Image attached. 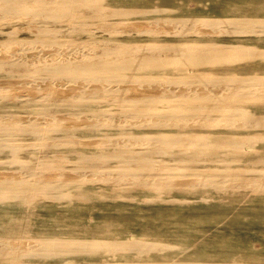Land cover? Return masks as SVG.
Here are the masks:
<instances>
[{"label":"bare ground","instance_id":"bare-ground-1","mask_svg":"<svg viewBox=\"0 0 264 264\" xmlns=\"http://www.w3.org/2000/svg\"><path fill=\"white\" fill-rule=\"evenodd\" d=\"M153 1L115 8L110 0H0V34L6 35L0 102L16 93L4 105L24 110L10 121L0 117V204H17L25 221L20 235L0 238L11 264H264L156 259L174 252L189 257L200 247L157 237L153 227L135 239L124 236L125 227L113 237L27 236L35 207L86 199L87 185L108 186L98 192L102 199L194 208L264 195V112L256 107L264 101V45L250 39L264 41V16L169 17L179 8ZM92 7L102 8L96 15L130 18L131 29L121 32L130 39L122 46H69L67 36L92 27L80 20ZM149 17L154 28L141 29ZM202 30L220 38L196 40ZM220 130L221 136L209 134ZM192 166L212 172H192ZM136 190L149 191V200ZM197 221L194 230L205 224ZM108 229L103 222L101 232Z\"/></svg>","mask_w":264,"mask_h":264},{"label":"rangeland","instance_id":"rangeland-1","mask_svg":"<svg viewBox=\"0 0 264 264\" xmlns=\"http://www.w3.org/2000/svg\"><path fill=\"white\" fill-rule=\"evenodd\" d=\"M159 2L158 4L160 5L166 6L170 4L179 8L176 14L168 15L169 17L202 13L223 16L247 13L264 16V0H169L166 2L161 0ZM109 4L115 8L121 6L146 8L153 6L154 1L110 0ZM88 9L90 10L89 15H82L80 20H88L92 24V27L89 28L88 33L82 31L67 36L69 40L71 39L67 42L69 46L81 45L92 48L100 46H122L130 39L127 35L121 33L124 29H131L130 25L132 24V20L130 18H122L121 16L111 18V16L106 17L102 14L96 15L102 9L100 7ZM24 20V22H28V20ZM143 20L145 22L141 24V29L154 28V26L149 24L151 21H154L153 18L149 17ZM108 26L115 31H108L106 28ZM162 28L169 29V27ZM114 32L117 34L114 35ZM4 37L6 35L0 34V39ZM216 37L212 36L208 30H202L201 34L194 36L196 40ZM149 38L148 36H140L136 40H148ZM161 38L167 39L171 37L163 36ZM181 38L187 37L182 36ZM219 38L217 37L216 39ZM233 39L236 40L238 38ZM250 39L252 42L264 45V41L262 40ZM239 40L249 42L245 38H240ZM15 95L17 94L6 93L5 99L3 102H0V114H2L0 117L5 121H10L14 115L21 114L24 111L23 109L5 107L4 102L6 100L11 101V98L15 97ZM256 107L264 112V101L256 105ZM33 112L37 113L39 110ZM222 132L221 130L212 131L209 134H211V137L221 136ZM261 147L264 157V144H261ZM56 155L60 156L61 154L57 152ZM244 158L250 159L253 157ZM257 166L261 165L259 164ZM51 167L55 168L58 166ZM203 167L205 166H192V168L189 167V170L197 173L205 171L212 172V170L207 171ZM209 167L217 171H222L225 166ZM65 175L60 173V179L65 180ZM108 188V186L87 185L83 190L84 194L87 195L86 199H78L70 204L53 201L35 207L33 215L28 220L27 236H59L68 238L79 235L94 236L100 235L99 233H101L102 236L113 237L118 234V228L125 227L124 236L135 239L142 230L153 227L159 231L157 234L160 236L158 235L157 237L178 242L185 247L193 244L200 247L199 251H195L189 257L174 252L162 258L157 257L156 259L172 260L182 257V259L197 261L243 260L264 263V195L254 196L252 198L237 196L231 200L226 199L224 202H214L210 206L194 208L195 204L192 203L170 201L152 202L148 199L150 192L147 190H136L132 194L140 198L146 197L149 202L121 200L118 198L115 200L99 198L98 192L103 193L104 191L102 189ZM177 196L188 199L195 197V193L178 192ZM18 209L20 210L17 204H0V238H15L20 235L18 231L25 221H23L21 213L17 212L19 211ZM171 212L175 214L171 219H168V215ZM197 219L205 224L203 228L198 227V230H194L192 226L199 225ZM103 222L107 223L109 228H111L104 233L101 232ZM3 254L6 255V253L2 252L0 254V264H11L10 257ZM34 262L36 264H68L64 261L54 259H38Z\"/></svg>","mask_w":264,"mask_h":264}]
</instances>
